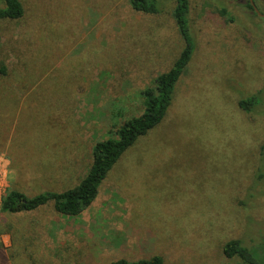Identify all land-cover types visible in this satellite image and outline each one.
Listing matches in <instances>:
<instances>
[{
  "label": "rangeland",
  "instance_id": "374dc122",
  "mask_svg": "<svg viewBox=\"0 0 264 264\" xmlns=\"http://www.w3.org/2000/svg\"><path fill=\"white\" fill-rule=\"evenodd\" d=\"M188 1L194 52L163 122L80 216L0 212V264H242L222 255L230 240L264 261V0L259 15L250 0ZM20 2L22 18L0 19V155L6 191L33 197L80 182L184 43L175 0L157 15L130 0Z\"/></svg>",
  "mask_w": 264,
  "mask_h": 264
},
{
  "label": "trees",
  "instance_id": "16d2710c",
  "mask_svg": "<svg viewBox=\"0 0 264 264\" xmlns=\"http://www.w3.org/2000/svg\"><path fill=\"white\" fill-rule=\"evenodd\" d=\"M0 19L19 20L24 15L20 0H0ZM188 0H175L172 17L183 40L184 47L173 62L171 68L154 80L151 88L141 91L142 113L132 117L118 126L112 138L97 142L92 149V163L80 182L63 192H44L33 197L8 189L2 198L0 212L9 214L30 213L51 204L53 210L65 217L80 216L96 199L101 183L106 179L112 168L123 155L134 146L140 137L146 136L159 126L165 119L172 104L175 87L184 75L194 52V42L189 30ZM133 11L157 15L160 13L159 0H130ZM247 6L251 9L250 3ZM221 16L229 18L226 10L220 11ZM232 20V18H229ZM4 74V70L0 71ZM241 109L255 106L254 98L241 100ZM222 255L229 260L238 259L242 264H264L254 253L242 246L238 240H230L222 247ZM111 264H165L161 256L137 261L118 260Z\"/></svg>",
  "mask_w": 264,
  "mask_h": 264
},
{
  "label": "built area",
  "instance_id": "2783aa9c",
  "mask_svg": "<svg viewBox=\"0 0 264 264\" xmlns=\"http://www.w3.org/2000/svg\"><path fill=\"white\" fill-rule=\"evenodd\" d=\"M8 166L9 162L2 155H0V208L2 198L5 195L7 189L6 177Z\"/></svg>",
  "mask_w": 264,
  "mask_h": 264
},
{
  "label": "water",
  "instance_id": "95a60500",
  "mask_svg": "<svg viewBox=\"0 0 264 264\" xmlns=\"http://www.w3.org/2000/svg\"><path fill=\"white\" fill-rule=\"evenodd\" d=\"M250 4H251L253 10L255 11V13L259 14V13L257 12L256 8H255V5H254L253 0H250Z\"/></svg>",
  "mask_w": 264,
  "mask_h": 264
},
{
  "label": "crops",
  "instance_id": "0c3cea01",
  "mask_svg": "<svg viewBox=\"0 0 264 264\" xmlns=\"http://www.w3.org/2000/svg\"><path fill=\"white\" fill-rule=\"evenodd\" d=\"M9 161V163L11 162L10 160H8Z\"/></svg>",
  "mask_w": 264,
  "mask_h": 264
},
{
  "label": "flooded vegetation",
  "instance_id": "af4514ba",
  "mask_svg": "<svg viewBox=\"0 0 264 264\" xmlns=\"http://www.w3.org/2000/svg\"><path fill=\"white\" fill-rule=\"evenodd\" d=\"M250 3V2H249ZM251 5V4H250ZM252 7V6H251ZM253 9V8H252Z\"/></svg>",
  "mask_w": 264,
  "mask_h": 264
},
{
  "label": "bare ground",
  "instance_id": "6f19581e",
  "mask_svg": "<svg viewBox=\"0 0 264 264\" xmlns=\"http://www.w3.org/2000/svg\"><path fill=\"white\" fill-rule=\"evenodd\" d=\"M257 10V9H256ZM258 12V11H257ZM259 15V14H258Z\"/></svg>",
  "mask_w": 264,
  "mask_h": 264
}]
</instances>
